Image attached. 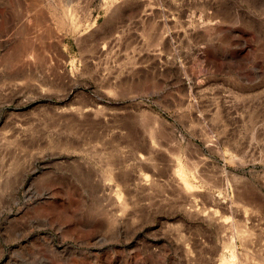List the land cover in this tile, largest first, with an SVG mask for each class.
<instances>
[{
	"label": "rangeland",
	"instance_id": "obj_1",
	"mask_svg": "<svg viewBox=\"0 0 264 264\" xmlns=\"http://www.w3.org/2000/svg\"><path fill=\"white\" fill-rule=\"evenodd\" d=\"M200 263L264 264V0H0V264Z\"/></svg>",
	"mask_w": 264,
	"mask_h": 264
},
{
	"label": "bare ground",
	"instance_id": "obj_2",
	"mask_svg": "<svg viewBox=\"0 0 264 264\" xmlns=\"http://www.w3.org/2000/svg\"><path fill=\"white\" fill-rule=\"evenodd\" d=\"M151 150V149H150ZM143 163V162H142ZM175 186V185H174ZM176 187V186H175ZM171 189V188H170ZM181 191H182V189H181ZM183 192V191H182ZM187 195V194H186ZM178 197V196H177ZM188 198V197H187ZM188 202V201H187ZM116 207V206H115ZM210 215V214H209ZM243 218V217H242ZM219 225H221V224H219ZM225 227H227V226H225ZM220 228V227H219ZM212 245V244H211ZM247 246V245H246ZM210 249V248H209ZM215 255V254H214ZM216 256V255H215ZM206 260H207V258H206ZM201 264V263H200Z\"/></svg>",
	"mask_w": 264,
	"mask_h": 264
}]
</instances>
